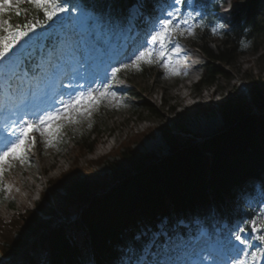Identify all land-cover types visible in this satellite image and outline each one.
Listing matches in <instances>:
<instances>
[{
  "label": "trees",
  "instance_id": "obj_1",
  "mask_svg": "<svg viewBox=\"0 0 264 264\" xmlns=\"http://www.w3.org/2000/svg\"><path fill=\"white\" fill-rule=\"evenodd\" d=\"M74 1L97 15L110 35L121 31L137 0ZM171 1L145 0L142 16L153 21ZM220 1L196 0L202 13L195 17L194 45L207 58L202 79L195 85L199 92L215 86L221 77H229L248 43L257 48L264 44V0H232L233 19L227 30L220 27L213 14ZM34 18L43 20V13L29 16ZM22 19L13 15L14 22ZM58 22L57 17L44 27ZM138 24L142 28V23ZM72 31L68 28L66 34ZM63 34L64 29L49 35L52 50ZM28 64L32 68L38 65L36 54ZM157 74L142 64L139 70L129 69L118 77L132 85L147 84ZM135 89L129 91L135 100L131 104L134 112L145 108L158 116L159 111L148 103H136L141 96ZM251 95L249 101L235 97L222 102L218 106L224 121L222 130L204 142L183 135L190 133L186 120L192 112L217 109L214 104H200L178 114L174 120L178 135L166 123L131 136L124 142V150L121 145L110 153L118 156L113 162L103 156L80 164L82 155L94 151L104 133L108 117L105 110L95 116L93 140L78 141L73 132L65 131L62 149L66 154L78 152L74 165L51 180L55 204H46L48 196L44 193L36 205L38 211L16 212L8 220L0 217V249L8 259L2 264H132L150 239V232L143 235L141 229L155 231L164 219L170 233L180 220H198L211 229L217 219L228 221L233 232L240 220L252 228L251 221L264 216V84L255 86ZM254 108L260 114L254 113ZM154 130L162 135L170 155L157 156L134 148ZM33 155L36 157L38 151ZM106 162L111 172L102 174L98 167ZM236 202L238 211L232 207ZM5 203L14 205L3 190L0 209ZM43 214L56 218L45 219ZM73 216L79 219L72 221ZM59 218L65 221L59 222Z\"/></svg>",
  "mask_w": 264,
  "mask_h": 264
},
{
  "label": "rangeland",
  "instance_id": "obj_2",
  "mask_svg": "<svg viewBox=\"0 0 264 264\" xmlns=\"http://www.w3.org/2000/svg\"><path fill=\"white\" fill-rule=\"evenodd\" d=\"M226 5V1L220 5V12ZM134 11L135 15L131 13L132 18L130 22L132 23L139 13L137 10ZM219 18H221L220 15ZM226 19L227 18H225V20L221 18V23L224 27H228V21ZM192 33V35H188L185 39L188 43L194 40L195 32L192 30ZM36 35L37 31L30 34L31 39L27 38L26 40L35 41ZM125 35H127V32ZM77 38H80L79 35H77ZM68 45L69 44L64 45L63 49H66ZM77 45L78 47L75 49L76 54L80 55L81 51L79 49V44L77 43ZM212 47L215 48L214 46ZM196 52L198 53L199 51L197 50ZM198 55L201 56V54ZM134 57L135 55H130L129 62L127 63H130ZM201 58V64L205 63L203 56H201ZM155 60L156 62L152 64L156 68V73H158L157 76L147 84H143V82H135L134 84L141 89L138 91L141 98L136 101V103H148L159 111V115H153L145 108H140L138 112H134V108L131 104L135 103V100L132 99L130 95L126 99L129 90L134 88L133 86L131 87L119 82L114 89L116 95L101 100L98 105H93L90 109V116L86 113H73V121L78 122L62 121L65 123V127L61 135L51 146L47 144L46 137L41 136L38 132H34L32 135H34L37 140L35 147L40 152L34 164L29 166L27 163L21 164L17 160H12L10 161L12 166L7 168L2 178L5 180L8 198L14 201L15 210L23 211L32 208L33 205L29 204V200L25 202V200H20V197L24 196L28 191L29 194L32 193L31 198L36 199L39 194V184L41 182H46V189L50 191L51 185L48 180L55 179L60 173L65 172L74 165V160L78 156V152L74 151L70 154L64 153L61 145L63 131H72L76 135L78 141L88 138L93 140L95 137L92 127L94 124V115L100 107L110 112L106 119L104 133L100 135V139L94 151L82 155L80 161L82 165H86L88 161L96 160L104 155L108 157L109 162H113L118 159V156L109 154L111 151L108 148L110 143H112L111 146L114 144V149L122 145L121 148L124 150L123 144L125 140L136 134L145 133L149 128L161 127L167 123L172 127V130L175 129L174 120L178 114H183L185 111L187 112V110H191L195 106L200 105V103L204 105L214 104L215 107L218 108L222 102H225L229 98L241 97L249 101L252 96L251 90L257 85L264 84V44L258 48L252 43L248 44L244 55L239 57L235 68L230 69V76L227 78L221 77L215 86L206 87L200 92L194 89V87L197 80L201 78V68L195 72L196 76L193 79H188V74L183 76L182 73L179 72V75H174L163 66L164 63H160L159 58L155 57ZM45 67H47V65ZM223 125L224 121L218 109H211L202 113L192 112L190 117L186 120L187 130L192 136H197L200 139L219 133ZM160 138L163 139L160 132L154 130L152 134H148L138 141L134 145V148L142 153H155L157 156L167 155L169 153L168 146L167 149L162 145L159 149H154L153 151L149 150L150 143L160 140ZM74 146H77V143ZM98 149L103 151L108 149L109 151L107 150L98 155ZM54 162H56V164L55 167L52 168L51 165L54 164ZM45 169H48L47 174L44 173ZM98 169L102 174L111 172L107 162L99 166ZM12 182L18 183L19 186L23 185L26 191H23L22 195H18L17 189L19 186L13 185ZM31 185H33V188H31ZM12 212L13 211H9L6 206H3L0 211V216L8 219Z\"/></svg>",
  "mask_w": 264,
  "mask_h": 264
},
{
  "label": "snow or ice",
  "instance_id": "obj_3",
  "mask_svg": "<svg viewBox=\"0 0 264 264\" xmlns=\"http://www.w3.org/2000/svg\"><path fill=\"white\" fill-rule=\"evenodd\" d=\"M184 0H174L175 5H181ZM31 6L22 7V6ZM43 13V20L39 18L29 19L30 15L38 16ZM69 12V8L65 4V0H0V80L9 83L21 71L23 63L22 57L24 52L22 42H26L25 38L31 39L30 34L35 33L39 27H44L48 22ZM74 18L84 25L91 27L93 21L83 12L73 9ZM180 8L175 7L167 13L168 18L158 21L159 28L154 31L149 41L150 45L160 46L159 57L164 60L163 66L174 75H179V71L174 67L173 52L168 48L169 44H173L175 49L179 50L180 38L186 35H192L190 28H181L180 25L188 24V20L183 19L180 15ZM13 15L23 18L21 22H14ZM191 15V14H190ZM174 21H176L174 23ZM215 31V30H214ZM156 62L155 51L152 47H147L135 55L130 63H122L119 66L112 67L110 73H106L109 78H118V75L129 69L139 70L142 64H152ZM116 95L115 92L109 91V85L105 83L103 87L96 90V94L89 90L80 92L73 96L68 102L63 104L62 108H54L52 110H44L36 114L35 119H21V123L17 125L13 131H5L3 139H0V191L4 190L3 177L7 168L12 165L10 161L17 160L21 164L29 162V153L35 148L37 143L33 132H38L41 136L47 138V144L51 146L54 141L61 135L66 122L73 121V113H86L91 115V107L98 105L101 100ZM87 106V107H86ZM251 230L260 233L255 237L262 246H264V216H258L251 221ZM240 233L246 231L245 228L238 230ZM235 239L244 245L245 248L251 247L248 239L237 234ZM244 258H240V257ZM257 264V261H264V247L258 248L256 251L249 253L241 251L240 256L233 257L228 264ZM164 264H175L174 261H165Z\"/></svg>",
  "mask_w": 264,
  "mask_h": 264
},
{
  "label": "bare ground",
  "instance_id": "obj_4",
  "mask_svg": "<svg viewBox=\"0 0 264 264\" xmlns=\"http://www.w3.org/2000/svg\"><path fill=\"white\" fill-rule=\"evenodd\" d=\"M227 12V10H225V12H224V18H226V17H228V13H226ZM132 14H134L135 15V11L133 10L132 11ZM184 73H189V71L188 70H184ZM218 109V108H217ZM115 141V140H114ZM113 142V141H112ZM151 145H150V148H149V150H154V149H159V148H161V146L163 145L164 147H165V149H167V145H166V143H165V141H163V139H161L160 138V140H157V141H154V142H151L150 143ZM111 145H112V143H110V145H109V149L111 148ZM108 150V149H107ZM106 150V151H107ZM106 151H103V150H101V149H98V155H100L101 153H103V152H106ZM82 165V164H81Z\"/></svg>",
  "mask_w": 264,
  "mask_h": 264
}]
</instances>
